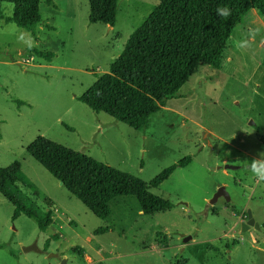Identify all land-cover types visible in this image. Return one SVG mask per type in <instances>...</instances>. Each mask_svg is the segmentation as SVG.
Masks as SVG:
<instances>
[{
  "label": "rangeland",
  "instance_id": "1",
  "mask_svg": "<svg viewBox=\"0 0 264 264\" xmlns=\"http://www.w3.org/2000/svg\"><path fill=\"white\" fill-rule=\"evenodd\" d=\"M54 2L41 0L37 39L0 19V167L19 161L38 190L20 183L24 192L43 210L54 206L46 202L51 197L60 206L55 218L65 206L72 219L41 231L24 213L14 219L15 205L0 192V264H84L73 247L87 251L90 264H264V179L257 175L264 173L257 168L264 165V16L252 9L234 29L222 69L198 66L179 95L137 130L80 97L109 72L160 0H119L113 27L90 23L89 0ZM13 11V3L0 1V13ZM31 46L55 57H38ZM39 136L147 182L187 156L192 161L151 189L171 209L148 215L136 196H119L101 219L30 155ZM220 186L233 197L227 207L211 203ZM246 206L260 229L243 230ZM101 227L109 230L97 234ZM33 244L37 250L25 251Z\"/></svg>",
  "mask_w": 264,
  "mask_h": 264
},
{
  "label": "trees",
  "instance_id": "2",
  "mask_svg": "<svg viewBox=\"0 0 264 264\" xmlns=\"http://www.w3.org/2000/svg\"><path fill=\"white\" fill-rule=\"evenodd\" d=\"M0 1L14 4L13 14L1 12L0 19L15 23L37 39L43 21L41 0ZM46 2L57 7L54 0ZM89 3L90 23L115 26L119 0H89ZM218 7L228 8L231 14L223 18V13L216 12ZM252 9L264 16V0H160L150 16L130 35L109 72L99 75L80 100L96 113L105 112L118 122L142 130L151 115L179 95L198 66L222 69L227 43ZM29 49L48 61L55 57L52 51L35 46ZM17 102L19 106L25 103ZM27 150L101 219L110 216V202L119 196H136L144 214L171 209L173 204L151 189L160 187L177 168L192 161L191 156H187L147 182L45 136L37 137ZM20 183L38 193L19 161L0 167V192L15 205L13 218L24 213L37 222L41 231L48 230L54 222L52 207L43 210L24 192ZM46 202L51 204L48 198ZM108 230L101 227L96 232L101 234ZM49 245L48 240L46 247ZM72 252L84 258L82 249L73 247Z\"/></svg>",
  "mask_w": 264,
  "mask_h": 264
},
{
  "label": "water",
  "instance_id": "3",
  "mask_svg": "<svg viewBox=\"0 0 264 264\" xmlns=\"http://www.w3.org/2000/svg\"><path fill=\"white\" fill-rule=\"evenodd\" d=\"M224 167L227 168V169H237V168H238V166L231 165V164H226ZM253 168H254V167H248V169H253ZM257 168H259V169H263V168H264V165H258ZM222 195H225V197H226L227 200H230V198H231V196H230V194L228 193L226 187H225V186H220V187L218 188V190L216 191V193H215V195H214V198H213V200H212L211 203H212V204H213V203H216V202H217V199L219 198V196H222ZM249 215H250V220H249L248 223H244V225H243V230H244V231H245V229L247 230L248 227H249V225H255L257 228L260 229V225H259L258 222H256L255 218H254L253 215L251 214V210L249 211ZM188 238H190V237H187L185 240H188ZM24 249H25V251L37 250V245H36V244H33V245H31V246L25 247ZM52 255L57 256L56 254H52ZM63 264H67L66 259L63 260Z\"/></svg>",
  "mask_w": 264,
  "mask_h": 264
},
{
  "label": "crops",
  "instance_id": "4",
  "mask_svg": "<svg viewBox=\"0 0 264 264\" xmlns=\"http://www.w3.org/2000/svg\"><path fill=\"white\" fill-rule=\"evenodd\" d=\"M46 198H48L50 201H51V205H54V206H56V207H60L59 206V204L56 202V201H54V200H52V198L51 197H46ZM140 212L142 213L143 211H142V209L140 210ZM68 217H67V216ZM64 217H67V218H70V214H69V212H68V209L65 207V206H63L62 207V212H61V214H60V216L58 217V216H56V218H54V222H53V224H57V221L58 220H60L61 222L62 221H65L63 218ZM70 219H72V218H70ZM63 224V223H62ZM63 226V225H62ZM72 252V251H71ZM73 253V252H72ZM74 254V253H73ZM75 255V254H74ZM75 256H77V255H75ZM78 257V256H77ZM83 260H84V264H90V262L92 261V258L87 254V251H84V258H83ZM67 262H68V259L66 260ZM100 262H102V261H100Z\"/></svg>",
  "mask_w": 264,
  "mask_h": 264
},
{
  "label": "flooded vegetation",
  "instance_id": "5",
  "mask_svg": "<svg viewBox=\"0 0 264 264\" xmlns=\"http://www.w3.org/2000/svg\"><path fill=\"white\" fill-rule=\"evenodd\" d=\"M220 200H224L225 201L224 203H226V207H227V204H230L233 201V197L231 196L230 200H227L225 195H222V196H219V198L217 199V202L220 201ZM250 210H251V214L253 215V211H252V208L250 206H246V208H244V210L242 212V216H241L242 217V222L240 223V225H242V227H243L244 223H248L249 220H250V215H249V211ZM253 217H254V215H253ZM249 228H256V226L255 225H249L248 229Z\"/></svg>",
  "mask_w": 264,
  "mask_h": 264
},
{
  "label": "clouds",
  "instance_id": "6",
  "mask_svg": "<svg viewBox=\"0 0 264 264\" xmlns=\"http://www.w3.org/2000/svg\"><path fill=\"white\" fill-rule=\"evenodd\" d=\"M217 14L219 15L220 13H223V18H227L231 13L230 10L226 7H218L216 9ZM257 175L261 178L264 179V173H260L259 171H257Z\"/></svg>",
  "mask_w": 264,
  "mask_h": 264
},
{
  "label": "built area",
  "instance_id": "7",
  "mask_svg": "<svg viewBox=\"0 0 264 264\" xmlns=\"http://www.w3.org/2000/svg\"><path fill=\"white\" fill-rule=\"evenodd\" d=\"M34 59V57L33 56H31V58L28 60H26V63H29L30 61H32ZM52 210L53 211H55V213H57L58 212V208L56 207V206H53L52 207ZM54 218H55V216H54Z\"/></svg>",
  "mask_w": 264,
  "mask_h": 264
}]
</instances>
